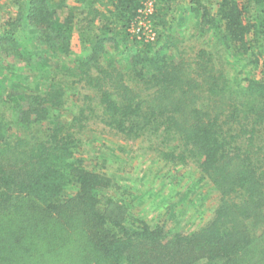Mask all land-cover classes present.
<instances>
[{"label": "trees", "instance_id": "obj_1", "mask_svg": "<svg viewBox=\"0 0 264 264\" xmlns=\"http://www.w3.org/2000/svg\"><path fill=\"white\" fill-rule=\"evenodd\" d=\"M64 1L12 0V16L0 18V77L12 68L4 69L8 58L30 65L24 28L44 53L72 56L44 92L0 94V264H264V0H210V8L206 0H155L149 17L187 3L225 62L252 69L232 79L213 59L211 39L185 59L173 35L163 43L131 35L145 0H78L79 11ZM110 49L120 56L104 70ZM79 85L96 91L97 102L87 97L73 114L66 97ZM84 109L125 139L157 141L170 163L193 161L217 192L212 218L185 234L130 215L135 193L111 196L108 174L87 170L77 155Z\"/></svg>", "mask_w": 264, "mask_h": 264}, {"label": "rangeland", "instance_id": "obj_2", "mask_svg": "<svg viewBox=\"0 0 264 264\" xmlns=\"http://www.w3.org/2000/svg\"><path fill=\"white\" fill-rule=\"evenodd\" d=\"M11 2L12 0H0V18L12 16L15 6H12ZM206 2H208L207 7L210 8V0H206ZM6 4H9V8ZM64 6L68 9L74 7L76 11H79L82 4L78 3V0H65ZM155 6V0H145L144 10L140 11L141 17L130 28L131 35L137 37L143 34L149 43L154 42L158 37L159 41L163 43L166 41V35H173L176 39L175 54H181L185 59L194 57L200 48L207 49L211 46L213 59L216 63L224 66L226 74L231 79L235 76L242 78L252 75V69L244 68L245 62L243 61L225 62L223 48L213 46L211 31L198 25L199 18H195L189 12L187 3L172 6L166 13L157 12L156 19L149 17L153 14ZM63 16L61 11L59 23L63 20ZM161 20L165 22V29L160 25H155ZM24 32L25 35H21L20 42L32 53L30 65L25 60L11 61L8 58L4 69L7 71L9 63L12 68L10 67L6 77H0L1 97H6L10 92L15 91L22 93L44 92L48 88L51 78L60 81L66 73L63 69L72 65V56L52 55L51 51L44 53L46 44L39 40L35 32L28 28H24ZM75 37L74 29L72 48L74 54L77 55L81 49ZM209 39L212 43L208 46ZM119 56L120 54L116 50H108L107 59L101 62L104 70L108 68L107 64L110 60ZM28 57L30 55H25V58ZM239 72H242V75ZM66 88L69 89V86ZM87 97H92L91 102H97L96 91L92 89L84 90L79 85L73 90H69V97L66 98L69 101L70 112L79 113L80 107L87 104L83 103L87 101ZM3 101L0 99V114L4 113L6 105V102ZM82 111H84L81 116L84 119V124L76 125L77 137L81 141L77 155L83 158L87 170L103 171L108 174L112 182V188L109 190L111 196L121 188H127L135 193L134 200L126 203L130 215L141 217L149 226L163 221L166 227L185 234L197 230L212 218L217 205V192L205 177L201 179L200 171L193 161L188 160L182 165L170 163L163 158L161 149L156 145L157 141H148L147 138L125 139L101 125L97 114L94 117L95 112H91V109L87 112H85L86 109ZM8 114H10L9 110ZM62 116L69 122L70 117L64 110ZM74 193V188L67 190L68 197H72ZM10 238L13 239L14 236L9 234L7 241ZM24 240L27 244L32 245L31 248L36 246L33 238ZM241 258L239 257L240 260Z\"/></svg>", "mask_w": 264, "mask_h": 264}, {"label": "built area", "instance_id": "obj_3", "mask_svg": "<svg viewBox=\"0 0 264 264\" xmlns=\"http://www.w3.org/2000/svg\"><path fill=\"white\" fill-rule=\"evenodd\" d=\"M142 14V13H141ZM151 14V13H150ZM142 37H145L143 34L142 35H139V36H137V39H140V38H142ZM145 41H147L146 40V37H145Z\"/></svg>", "mask_w": 264, "mask_h": 264}]
</instances>
